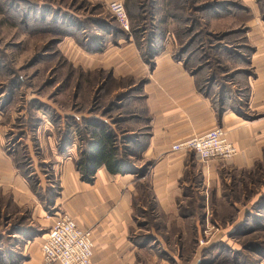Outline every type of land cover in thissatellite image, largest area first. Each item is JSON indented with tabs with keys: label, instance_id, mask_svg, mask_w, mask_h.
<instances>
[{
	"label": "rangeland",
	"instance_id": "374dc122",
	"mask_svg": "<svg viewBox=\"0 0 264 264\" xmlns=\"http://www.w3.org/2000/svg\"><path fill=\"white\" fill-rule=\"evenodd\" d=\"M111 1L0 0V128L8 154L40 202L37 209L34 200L20 204L11 191L0 188V264L28 258L25 243L63 213L55 203V162L43 159L40 129L54 131L60 151L75 134L79 154L93 120L104 122L125 143L137 136L125 131L142 125L135 119L144 112L145 80L118 69L115 52L137 48L153 66L155 51L171 41L175 57L199 64L195 72L205 69L213 75L221 72L226 53L236 67L246 59L237 40H225L244 28L223 27L220 20L234 16L236 9L252 16L244 3L120 0L129 18L126 29L111 12ZM256 2L264 19V0ZM198 181L195 187L201 190L187 189L192 199L177 211L180 225L168 221L151 192L135 196L141 229L132 231L130 242L143 252L133 264H264V140L251 166L228 169L206 185ZM7 255L16 260H4Z\"/></svg>",
	"mask_w": 264,
	"mask_h": 264
},
{
	"label": "crops",
	"instance_id": "0c3cea01",
	"mask_svg": "<svg viewBox=\"0 0 264 264\" xmlns=\"http://www.w3.org/2000/svg\"><path fill=\"white\" fill-rule=\"evenodd\" d=\"M237 1L254 13L247 16L246 10L236 9L234 16L220 19L224 21L223 27L244 28L238 35L225 39L226 43L237 40L241 54L246 56L237 67L226 53L220 73L213 75L205 69L195 72L199 64L175 57L171 41L155 51L153 66L142 59L137 48L130 46L122 49L123 53H114L118 69L145 80L144 112L135 119L142 121V125L125 131L137 135L125 143L131 147V172L111 174L101 166L95 180L86 182L77 169V136L70 134L65 150L60 151L54 131H38L43 159L55 162L54 179L59 186L55 203L62 212L74 216L81 227L93 232L92 264H133L137 253L143 252L130 242L132 231L141 229L136 226L139 219L134 214L135 196L151 192L156 206L170 216L168 221L180 225L182 219L177 211L182 203L192 199L187 189H200L195 187L198 179L203 185L212 183L224 171L247 168L260 157L264 140V19L256 0ZM233 69L237 73L231 77ZM216 127L224 128L228 138L238 146L239 152L233 158L202 161L195 152L172 149L175 143ZM3 135L0 128V188L11 191L20 204L36 201L37 209L38 195L8 154ZM141 169L143 172L139 174ZM42 184L48 186L45 180ZM40 222L49 225L44 218ZM49 228L25 243L29 256L17 264H43L38 243L42 246ZM7 256L4 260H16L15 256Z\"/></svg>",
	"mask_w": 264,
	"mask_h": 264
},
{
	"label": "built area",
	"instance_id": "2783aa9c",
	"mask_svg": "<svg viewBox=\"0 0 264 264\" xmlns=\"http://www.w3.org/2000/svg\"><path fill=\"white\" fill-rule=\"evenodd\" d=\"M109 8L120 24L128 29L129 18L124 3L113 0ZM172 149L193 151L202 161H226L239 152L238 146L228 138L227 131L222 127L175 143ZM94 248L92 230L81 227L74 216L63 212L55 217L42 243L43 264H92Z\"/></svg>",
	"mask_w": 264,
	"mask_h": 264
},
{
	"label": "trees",
	"instance_id": "16d2710c",
	"mask_svg": "<svg viewBox=\"0 0 264 264\" xmlns=\"http://www.w3.org/2000/svg\"><path fill=\"white\" fill-rule=\"evenodd\" d=\"M260 3L261 8L264 9L263 2ZM92 127L85 138L86 145L82 147L77 160V169L82 180L93 182L101 166H105L111 174L131 172L133 170L129 159L131 150L120 136L109 129L104 122L97 123L93 120ZM123 144L125 147H122ZM142 172L143 169L139 174Z\"/></svg>",
	"mask_w": 264,
	"mask_h": 264
}]
</instances>
